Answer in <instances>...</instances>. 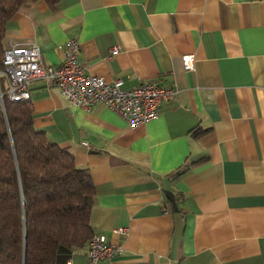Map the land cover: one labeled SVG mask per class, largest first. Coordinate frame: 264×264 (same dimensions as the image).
<instances>
[{
	"label": "crops",
	"instance_id": "obj_1",
	"mask_svg": "<svg viewBox=\"0 0 264 264\" xmlns=\"http://www.w3.org/2000/svg\"><path fill=\"white\" fill-rule=\"evenodd\" d=\"M70 38L87 73L175 90L129 126L30 83L34 126L91 173L90 225L121 246L113 263L264 264V0H38L6 24V48L36 43L47 66ZM87 247L61 246L56 264H107Z\"/></svg>",
	"mask_w": 264,
	"mask_h": 264
},
{
	"label": "trees",
	"instance_id": "obj_2",
	"mask_svg": "<svg viewBox=\"0 0 264 264\" xmlns=\"http://www.w3.org/2000/svg\"><path fill=\"white\" fill-rule=\"evenodd\" d=\"M36 1L0 0V69L7 22ZM33 111L31 99L0 101V264H56L61 246L84 247L94 234L91 173L34 126Z\"/></svg>",
	"mask_w": 264,
	"mask_h": 264
},
{
	"label": "built area",
	"instance_id": "obj_3",
	"mask_svg": "<svg viewBox=\"0 0 264 264\" xmlns=\"http://www.w3.org/2000/svg\"><path fill=\"white\" fill-rule=\"evenodd\" d=\"M79 42L70 38L65 44L62 63L45 65L36 43L10 44L5 49L4 67L0 69V101L8 97L12 101L31 99L30 83L36 79L53 80L61 94L72 104L85 109L106 105L124 118L129 126H135L156 118L163 102L171 100L175 90L156 82H144L132 88H124L120 78L108 81L105 77L87 73L79 61ZM120 51L113 46L111 55ZM184 68L194 70L195 55H183ZM6 82V90L2 88ZM88 145L87 142H83ZM125 233L124 229L117 230ZM121 246L113 244L104 235L93 234L87 247L88 258L93 262L114 264V256Z\"/></svg>",
	"mask_w": 264,
	"mask_h": 264
},
{
	"label": "rangeland",
	"instance_id": "obj_4",
	"mask_svg": "<svg viewBox=\"0 0 264 264\" xmlns=\"http://www.w3.org/2000/svg\"><path fill=\"white\" fill-rule=\"evenodd\" d=\"M2 88H3L4 91L6 90V82H5V80H2Z\"/></svg>",
	"mask_w": 264,
	"mask_h": 264
}]
</instances>
